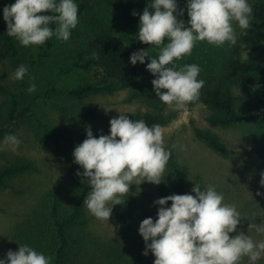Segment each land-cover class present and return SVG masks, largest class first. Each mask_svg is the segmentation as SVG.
I'll return each instance as SVG.
<instances>
[{"label":"clouds","instance_id":"obj_1","mask_svg":"<svg viewBox=\"0 0 264 264\" xmlns=\"http://www.w3.org/2000/svg\"><path fill=\"white\" fill-rule=\"evenodd\" d=\"M186 10V23L178 19L185 9H178L177 0H148L142 13H132L139 15L136 38L158 53L153 57L149 47L138 50L130 55L129 63L144 64L148 58L146 70L155 77L151 84L156 98L177 109L198 101L205 81L198 79V64L179 65L176 61L190 56L199 42L235 46L234 24L240 35H247L253 18L249 0H186ZM78 11L75 0H14L2 9L7 35L23 47L40 46L53 37L67 42L79 23ZM28 72L29 67L21 64L11 79L21 81ZM27 91L34 93L36 84H30ZM109 125L108 134L98 137L86 126V138L72 152L73 162L83 169L77 175L86 178L82 183L90 187L83 204L90 215L107 222L113 206L121 204L120 197L129 193L131 185L160 184L171 158L160 125L149 126L143 119H129L124 114L110 119ZM20 144L17 135L6 134L0 140V151L16 150ZM260 175L264 187V172ZM191 192L195 195L156 199L155 221L147 217L139 224L138 234L145 242L142 254L147 256L150 251L153 264H242L245 257L248 264H256L264 256V240L238 230L241 213L235 204L224 202L223 193L211 185L202 190L199 184ZM249 227L264 234V224L252 222ZM53 259L22 243L16 251L8 250L0 264H53Z\"/></svg>","mask_w":264,"mask_h":264},{"label":"rangeland","instance_id":"obj_2","mask_svg":"<svg viewBox=\"0 0 264 264\" xmlns=\"http://www.w3.org/2000/svg\"><path fill=\"white\" fill-rule=\"evenodd\" d=\"M82 1L89 4L88 9L78 17L79 23L67 42L55 38L48 55L35 64L32 63L37 58L40 46H22V63L30 67L22 82L11 79L14 72L11 61L0 57V121L7 116L14 95L22 105L31 104L33 110L32 115L23 117L15 133L21 140L19 148L0 151V163L18 156L31 159L36 167L35 171L17 176L9 181V186L0 188V258H4L8 250L13 251L12 229L27 218L42 216L54 190L59 194L62 209H67L70 204L69 169L76 146L68 147L65 155L58 156L42 140L36 129L37 121L44 128L70 133L79 145L86 138V126L91 127L95 137L107 135L110 119L119 114L131 119L136 111L146 109L138 100H127L128 90L84 98L67 97L57 91L47 97L41 96L42 91L48 87L71 88L86 79L87 73L67 69L74 53L82 47L86 34L100 26L109 28L126 43H133L142 49L149 47L153 57L158 53V49L143 44L136 38L139 15L134 16L132 13H142L148 0H75L77 4ZM177 3L178 9H185L184 15L178 19H183L186 23V0H177ZM234 27L238 35L240 29L235 24ZM232 49L233 46L229 47L227 43L223 47H215L207 42H199L190 56H185L176 63L198 64L201 68L198 79L215 77L226 81L223 64L232 56ZM240 57L255 60L264 67V44L254 51L241 50ZM32 83L36 84V91L29 94L27 89ZM230 88L237 110L264 113V107L253 102L241 86L233 83ZM104 108L112 109L106 112ZM89 111H93V117H84L83 114ZM165 113L169 122L160 126L165 147L172 148L178 163L186 166L190 185L201 184L203 189L209 185L214 186L218 192L223 193L225 203L235 204L240 211L242 223L237 226L238 230L247 232L255 240H264V234H257L249 227L252 222L264 224V187L259 183L260 174L264 172V156L250 153L252 148L264 146V122L237 123L226 128L210 126L205 119L207 109L200 99L182 109L166 105ZM195 128L214 132L236 153L221 156L212 151L195 136ZM164 175L166 180L167 169ZM157 187L158 185L145 181L139 185H131L129 192L140 207L155 206L153 202L157 199ZM257 192L261 195H256ZM110 204L111 202L109 206ZM85 214L88 218L85 231L90 237L114 242L120 248L117 254L121 256L103 260L99 264H126V245L118 241L119 228L113 211L108 222L90 215L86 207ZM234 235L235 233H230V236ZM149 254L153 256L150 251ZM242 264H248L246 257ZM256 264H264V256Z\"/></svg>","mask_w":264,"mask_h":264},{"label":"trees","instance_id":"obj_3","mask_svg":"<svg viewBox=\"0 0 264 264\" xmlns=\"http://www.w3.org/2000/svg\"><path fill=\"white\" fill-rule=\"evenodd\" d=\"M12 2L14 0H0V57L8 58L15 70L23 64V50L15 38L7 35L2 13L3 7ZM88 5L86 1L78 3V17L87 11ZM251 5L253 7L251 27L246 30L247 35H240V30L237 44L232 49V56L223 64L226 81L223 78L210 77L204 80L205 84L200 90L199 99L207 109L205 119L210 126L226 128L237 123L264 122V113L247 109L237 110L230 88V84L233 83L241 86L253 102L264 107V67L255 60L240 57L241 50L254 51L264 44V0H252ZM54 39L55 37L40 45L37 58L32 64L48 55ZM138 50L142 48L124 42L109 28L100 26L86 34L82 47L74 53L67 69L87 73L86 79L71 88L48 87L42 91L41 96L47 97L57 91L67 97L84 98L128 90L127 100H138L146 106L145 111H136L131 119H143L149 126L167 124L169 117L165 113L166 104L156 98L151 84L155 77L146 70V64L150 61L145 58L144 64L137 62L135 66L129 63L130 55ZM32 114L31 104L22 105L14 95L7 116L0 121V140L6 134H15L23 117ZM83 116L93 117V111L85 112ZM38 122L36 129L42 140L58 156L65 155L68 147L78 145L70 133L44 128ZM194 133L207 147L221 156L236 153L210 130L195 128ZM167 149L171 151V158L166 167L168 176L158 184L157 199L172 194L195 195L191 192L193 185L188 181L186 166L178 163L172 148ZM250 153L264 156V146L252 148ZM35 170L33 161L26 157L17 156L0 163V188L9 186L11 179ZM78 171L82 173L83 169L72 161L69 169L71 180L69 207L61 208L59 194L54 190L42 216L27 218L12 229L13 251L18 249V244L27 243L37 251L53 256V264H99L103 260L121 256L117 254L120 248L114 242L98 240L86 233L88 218L83 200L90 187L82 183L86 178L78 176ZM199 185L203 190V186ZM120 200L121 204L114 205L112 211L119 228L118 241L126 245V264H153L154 256L142 254L145 242L138 234V227L147 217H152L155 221L156 206L140 207L130 192L121 196ZM170 203L166 207L170 206Z\"/></svg>","mask_w":264,"mask_h":264}]
</instances>
